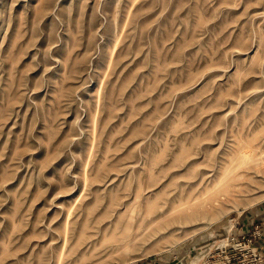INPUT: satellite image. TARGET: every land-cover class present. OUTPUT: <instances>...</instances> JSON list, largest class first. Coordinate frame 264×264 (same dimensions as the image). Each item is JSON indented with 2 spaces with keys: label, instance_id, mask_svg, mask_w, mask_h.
<instances>
[{
  "label": "rangeland",
  "instance_id": "1",
  "mask_svg": "<svg viewBox=\"0 0 264 264\" xmlns=\"http://www.w3.org/2000/svg\"><path fill=\"white\" fill-rule=\"evenodd\" d=\"M263 221L264 0H0V264H261Z\"/></svg>",
  "mask_w": 264,
  "mask_h": 264
},
{
  "label": "built area",
  "instance_id": "2",
  "mask_svg": "<svg viewBox=\"0 0 264 264\" xmlns=\"http://www.w3.org/2000/svg\"><path fill=\"white\" fill-rule=\"evenodd\" d=\"M258 226H260V228H261V230H259V231H263V234L262 235H264V221H263V224L262 225H257V227ZM263 229V230H262ZM251 242V241H250ZM261 264H264V256L261 258Z\"/></svg>",
  "mask_w": 264,
  "mask_h": 264
},
{
  "label": "bare ground",
  "instance_id": "3",
  "mask_svg": "<svg viewBox=\"0 0 264 264\" xmlns=\"http://www.w3.org/2000/svg\"><path fill=\"white\" fill-rule=\"evenodd\" d=\"M252 158V157H251Z\"/></svg>",
  "mask_w": 264,
  "mask_h": 264
}]
</instances>
